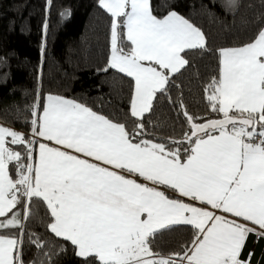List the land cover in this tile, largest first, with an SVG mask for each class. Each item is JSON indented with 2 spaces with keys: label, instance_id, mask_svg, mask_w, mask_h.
Returning <instances> with one entry per match:
<instances>
[{
  "label": "snow or ice",
  "instance_id": "6c2138e0",
  "mask_svg": "<svg viewBox=\"0 0 264 264\" xmlns=\"http://www.w3.org/2000/svg\"><path fill=\"white\" fill-rule=\"evenodd\" d=\"M99 5L113 18L109 66L133 78L131 115L142 120L156 93L165 90L167 73L188 64L182 53L205 49L204 34L174 11L157 18L150 0H99ZM125 38L131 42L127 51ZM219 55L220 78L209 84L207 100L223 118L192 123L186 160L179 149L136 142L138 133L125 125L58 96L47 97L42 116L34 112L33 132L71 152L40 143L38 164L24 165L5 143L11 137V144H24L25 137L0 126V217L20 203L30 211L33 198L42 199L52 217L50 231L71 242L85 264H250L240 256L256 228L195 202L264 230V30L253 42ZM12 161L15 180L8 171ZM161 188L194 203L171 199ZM175 225L196 230L192 246L174 254L179 259L157 258L150 238ZM22 227L17 213L0 222V229ZM21 245L0 235V264H22Z\"/></svg>",
  "mask_w": 264,
  "mask_h": 264
},
{
  "label": "trees",
  "instance_id": "16d2710c",
  "mask_svg": "<svg viewBox=\"0 0 264 264\" xmlns=\"http://www.w3.org/2000/svg\"><path fill=\"white\" fill-rule=\"evenodd\" d=\"M150 4L157 18L174 11L188 20L204 34L206 47L182 53L188 64L169 76L165 90L156 93L151 111L141 120L130 110L134 80L109 66L113 18L99 0H0V123L25 137L24 144H11V137L6 141V147L20 153L24 165H35L39 142L27 134L33 133L32 121L41 115L49 95L125 125L138 133L136 142L149 140L179 149L185 160L186 149L192 147L188 142L192 123L223 118L207 100L209 84L220 78V50L257 38L264 30V0H150ZM124 45L126 51L131 47L126 38ZM8 171L18 179L16 161L9 163ZM15 211L23 227L0 230V235L22 241L17 257L22 264H85L71 242L50 231L52 217L42 199L33 198L30 211L25 203ZM195 231L186 225L158 230L150 247L158 257L179 259L174 254L192 246Z\"/></svg>",
  "mask_w": 264,
  "mask_h": 264
},
{
  "label": "crops",
  "instance_id": "0c3cea01",
  "mask_svg": "<svg viewBox=\"0 0 264 264\" xmlns=\"http://www.w3.org/2000/svg\"><path fill=\"white\" fill-rule=\"evenodd\" d=\"M167 16H168V15H167ZM167 16H166V17H167ZM128 42H129L130 45H131V42H130V41H128ZM185 51H186V50H185ZM110 56H111V53H110ZM109 63H110V57H109ZM144 63H145V64H148L149 62H144ZM181 69H182V68H181ZM181 69H180V70H181ZM158 70L164 71V70H162V69H158ZM167 74H168V76L172 75V73H170V72H168ZM132 79H133V78H132ZM158 92H159V91H158ZM47 97H48V96H47ZM47 97L44 99L43 109H44V107H45L46 104H47ZM42 112H43V110H42ZM42 112H41V115H40V116H42ZM145 114H146V113H145ZM136 118H137V117H136ZM0 126L6 127V128H8V129L12 130L11 128H9V127H7V126L1 124V123H0ZM218 134H219V133H215L214 135H218ZM36 137H37V141H38L39 143H38V145H37V147H36L35 165L38 164V159H39V144H40V143H44V144L48 145L49 147H55V148H60L61 150H66V149H63L62 146L55 145V143H54L53 141H47V140H44L43 138H41V137L38 136V135H36ZM7 138H8V137H7ZM7 138H6V141H7ZM5 146H6V143H5ZM66 151L71 152V150H66ZM77 155H79V154H77ZM124 175H126V176H127L128 178H130V179H136L137 182H141V183L147 184V185L150 186V187H153V185H152L150 182L145 181V180H143L142 178L136 177L134 174H131V175H130V174H128V173H124ZM160 190L165 191L166 195H167V194L174 195L175 197L178 198V200H181V201H183L184 203H189V204L194 203L193 201H191L190 199H188V198H186V197L179 196L176 192H174V191L171 190V189L161 188ZM195 203L197 204V206L204 207V208H207V209L210 210V211H214V212H216L217 215H223L226 219H229V220H236V221L239 222V223H243V224H246V225L249 226V227H254V228H256V232H254L253 234L260 235V234H258V233L264 231V230H260V229L258 228V226L252 225L250 222L243 221V220H241L240 218L232 217L231 214H228V213H222V212H220V211H218V210L211 209L210 206H207V205H199L198 202H195ZM13 213H17V212L15 211V208L12 210L11 213H8V216H6V217H0V222L6 220V219H8V218H10V217L13 215ZM18 215H19V217L21 218L20 214H18ZM145 216H146V214H145ZM142 218H144V217H142ZM175 226H176V225H175ZM6 229H10V228H6ZM0 230H4V229H0ZM160 230H161V229H160ZM53 234H54V233H53ZM54 235H55V234H54ZM250 235H251V233L249 234V236H250ZM249 236H248V238H247V240H246V242H245L244 248L242 249L241 256H243L244 253H245L244 251H245V247H246V245H247V243H248ZM12 238H13V237H12ZM59 238H60V237H59ZM61 239H63V238H61ZM241 256H240V257H241ZM157 258H159V257H157Z\"/></svg>",
  "mask_w": 264,
  "mask_h": 264
},
{
  "label": "built area",
  "instance_id": "2783aa9c",
  "mask_svg": "<svg viewBox=\"0 0 264 264\" xmlns=\"http://www.w3.org/2000/svg\"><path fill=\"white\" fill-rule=\"evenodd\" d=\"M36 109L37 106L35 107L34 112H36ZM27 136L32 141L37 140V137L34 132L27 134ZM27 144L29 145L28 142ZM244 252V255L240 257L242 261H247L250 258V264H264V235H257L251 233Z\"/></svg>",
  "mask_w": 264,
  "mask_h": 264
},
{
  "label": "rangeland",
  "instance_id": "374dc122",
  "mask_svg": "<svg viewBox=\"0 0 264 264\" xmlns=\"http://www.w3.org/2000/svg\"><path fill=\"white\" fill-rule=\"evenodd\" d=\"M18 214V213H17Z\"/></svg>",
  "mask_w": 264,
  "mask_h": 264
}]
</instances>
